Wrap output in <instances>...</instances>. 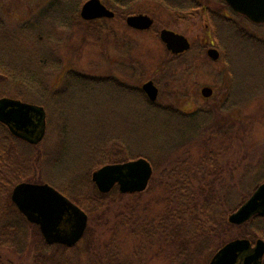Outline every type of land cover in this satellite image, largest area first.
<instances>
[{
	"label": "rangeland",
	"instance_id": "374dc122",
	"mask_svg": "<svg viewBox=\"0 0 264 264\" xmlns=\"http://www.w3.org/2000/svg\"><path fill=\"white\" fill-rule=\"evenodd\" d=\"M81 1L0 0V58L22 69L27 76L37 78L45 75L46 83L52 86L50 95L42 96L45 100L51 101L54 93L65 94L61 96L64 111L61 113L51 105L50 116L47 112L50 124L49 128L47 126L46 135L39 143L32 144H41L35 150L37 153L44 154L48 150L57 149L61 139L60 124L64 121V116L69 118L67 124L70 148L65 154L64 164H70V161L82 154L76 148L84 145L82 140L85 138L78 137L92 135L96 129L92 125L98 120L96 116H101L106 122L114 121L116 132L123 129L130 149L136 152L139 137L136 134V119L143 110L139 109L136 94L122 91L116 84L105 80L108 76H114L133 86H142L143 83L154 80L160 88L158 102L161 105L185 113L198 110L210 112L207 129H221V134L216 136L213 142L216 151L220 153L218 158L222 165L233 174H247L248 179H253L257 174H264L262 42L244 40L245 38H241L231 25L222 20L217 21L214 30L212 20L201 9L194 10L193 14H189L186 9H180L179 14L153 1L139 2L131 8L120 9L110 0H103L118 12L117 17L86 21L75 15L74 20L69 22ZM200 1L213 6L220 14L228 15L234 24L244 27L258 40H264V23L254 24L248 21L244 16L226 7L222 0ZM131 11L153 16L156 19L155 28L141 31L129 27L126 17ZM163 27L175 29L191 38V49L179 60L172 59L171 53L160 38L158 31ZM211 42L221 52L218 60H213L207 53ZM74 71L91 77H101L105 83L81 79L74 75ZM69 72H72L73 79L69 77ZM19 81L0 79V98L11 97L37 103L36 99L41 98V92L38 91L39 94L29 91L37 87L31 88ZM69 82L73 83V86H67ZM205 86L214 90L210 97L202 94V88ZM81 105L86 109H82ZM44 107L46 109L45 105ZM152 113L157 114L156 111ZM160 115L162 121H169L167 114ZM197 138L200 140L201 136L198 135ZM199 142L196 144L195 139H192L191 145L188 146L191 147V164L202 163L205 150ZM225 148H228L226 154ZM186 149L183 148L180 152ZM163 150L160 152L153 148L154 158L163 160L166 154ZM168 151L170 153H167L173 156L170 159L172 160L176 153H171V146H168ZM98 159L100 157L95 158ZM93 160L80 163L72 175H67L68 178L88 174L90 166L95 162ZM93 171L90 174L91 179ZM40 173L43 174V169ZM47 175L49 174L45 176ZM226 175L227 179L232 181L233 175ZM36 176H40L39 173ZM68 178L66 177L65 181ZM157 184L158 178L144 193L143 202L158 198L161 189ZM10 200L12 201V197ZM11 203L13 205L10 206L9 214L15 210L20 212L16 204L13 201ZM123 206V202L113 205L104 219L89 216L88 228L83 238L76 247L74 246L77 249L66 254L68 258L64 254L66 247L57 243L50 244L53 247L48 252L40 251L41 256H47L46 259L51 264L62 263L63 257L67 259L66 264H92L94 254L100 253L104 256L111 252H120L119 260L125 264H173L168 255L157 252L160 245L149 247L148 235L131 233L129 226L119 227L118 221L121 219L118 213ZM155 208L160 211V207ZM26 220L36 225L38 230L32 228L27 231L30 235L28 241L25 239V249L22 252L0 245V260L3 264H34V255L37 252L35 246L41 241L40 235L46 242L39 225L27 218ZM238 228L231 229L234 237L232 239L248 238L254 242L258 238L264 239L256 233H253L251 238L241 234L236 236ZM217 250L214 247L196 264H209ZM164 251H168L167 247Z\"/></svg>",
	"mask_w": 264,
	"mask_h": 264
},
{
	"label": "trees",
	"instance_id": "16d2710c",
	"mask_svg": "<svg viewBox=\"0 0 264 264\" xmlns=\"http://www.w3.org/2000/svg\"><path fill=\"white\" fill-rule=\"evenodd\" d=\"M85 1L82 0L78 8L74 10L69 22L74 20L75 15L80 16V9ZM110 1L120 9H127L134 6L137 0ZM159 1L167 3L169 0ZM221 20L231 25L241 35V38H245L244 40L264 44V40H258L244 27H238L231 20L223 17ZM102 24L104 26L105 22ZM211 24L216 30L217 24L214 22ZM185 53L171 54L172 59L179 60ZM23 72L11 62L0 58V79H16L23 81L31 88L37 87L34 88L37 90H29L41 92V98L36 99V104L45 105L49 116L51 105L62 113L65 106L61 104V96L65 94L54 93L51 101L45 100L42 96L50 95L52 87L46 83L45 75L35 78ZM73 73L84 80L101 83L104 81L101 77H91L76 71ZM68 75L73 79L72 72ZM108 80L116 84L120 90L129 91L138 97L139 109H142L143 113L136 119L138 120L136 134L139 135L136 152L130 149L123 129L116 132L114 121L106 122L101 116H96L98 120L92 125L96 128L94 132L92 131V135L78 137V139L85 138L82 140L84 145L76 148L82 154L66 165L64 158L67 150L70 149L68 148L67 124L69 118L64 116V121L60 124L62 126L59 133L61 139L58 141L57 149L48 150L44 154L35 151L41 144L32 145L18 138L5 124L0 122V245L22 252L25 249V239L28 241L30 235L27 231L32 228L37 229V226L29 223L18 210L9 214L10 206L13 205L10 200L12 190L23 181L48 182L69 196L89 216L99 219H104L113 205L123 202V209L118 213L121 219L120 222L118 221L119 227L129 226L131 233L148 235L149 247L160 245L157 252L159 254L164 252L173 264H196L214 247L219 249L232 240L234 237L231 229L235 227H239L238 232L235 233L236 236L241 234L251 238L253 233H256L264 237V216L255 215L242 225H234L228 219L229 214L245 202L257 186L264 181V174H257L253 179H248L247 174H233L222 165L218 158L220 153L216 151L213 142L214 138L221 134V129H207V120L211 113L204 110L185 113L173 107H164L158 101H150L141 86L129 85L119 80L116 82L112 78ZM67 86H73V83L69 82ZM19 95L23 94L19 93ZM81 108L86 109L84 105H81ZM152 111H156L157 114L154 115ZM161 113L167 114L169 121H162ZM198 135L201 136L200 140L197 138ZM192 139H195L196 144L200 141L201 148L205 150L202 163L191 164L189 160L191 147L188 146L191 145ZM168 146L172 147L171 153H176L172 160H170L173 157L172 154H168L170 153ZM153 148L160 152L165 149L163 151H166V154L163 160L159 161V158H154ZM183 148L187 149L180 152ZM227 150L228 148H225V154ZM96 157L100 159L95 160ZM140 157L149 159L154 167L149 186L158 178L157 187L161 189L158 198L154 197L151 201L143 202V195L149 190V186L141 193H122L117 187L109 193H101L93 183L90 176L91 171L108 163L125 162ZM92 159L95 162L90 166L88 174L68 178L67 175H72L80 163ZM45 164H48L47 167ZM50 167L54 168L53 171ZM42 169L43 174L40 173ZM37 173L40 176H36ZM227 173L233 175L232 181L227 179ZM46 174L49 175L45 176ZM66 177L67 181H65ZM157 206L160 207V211L155 210ZM40 240L35 246L37 252L34 255V264H51L46 259L47 256H41L40 251L48 252L53 245L46 243L41 235ZM75 247H66L65 257L68 258L66 254L74 252L77 249ZM166 247L167 252L164 251ZM73 258L69 259L73 260ZM93 258L92 264H125L119 260L120 252H111L104 256L100 253L94 254ZM66 260L64 257L61 258L62 263L59 264H66ZM0 264H3L1 260Z\"/></svg>",
	"mask_w": 264,
	"mask_h": 264
},
{
	"label": "water",
	"instance_id": "95a60500",
	"mask_svg": "<svg viewBox=\"0 0 264 264\" xmlns=\"http://www.w3.org/2000/svg\"><path fill=\"white\" fill-rule=\"evenodd\" d=\"M232 9L246 16L254 23H264V0H225ZM81 17L85 20L113 18L115 13L102 0H87L82 5ZM149 15L134 14L126 18L127 24L138 30H147L153 24ZM160 38L166 48L174 54L191 49V42L181 33L164 28ZM213 60L220 58L216 47L208 49ZM151 101H156L159 88L153 80L142 85ZM212 87L202 88V94L210 97ZM0 122L5 124L17 137L37 144L43 140L47 131V112L41 105L11 97L0 98ZM153 175V166L145 158L122 163H109L92 173V180L101 193H109L118 185L122 193H137L147 189ZM12 200L26 218L38 224L49 244L60 243L68 247L75 246L84 236L88 213L68 196L49 183L21 182L12 192ZM264 216V182L234 212L229 221L235 225L248 222L253 216ZM264 258V239L255 243L248 238H236L227 242L212 257L209 264H262Z\"/></svg>",
	"mask_w": 264,
	"mask_h": 264
},
{
	"label": "flooded vegetation",
	"instance_id": "af4514ba",
	"mask_svg": "<svg viewBox=\"0 0 264 264\" xmlns=\"http://www.w3.org/2000/svg\"><path fill=\"white\" fill-rule=\"evenodd\" d=\"M144 1H153V2H157V3H159L161 6H163L164 8H167V9H169L170 11H172V12H177V13H179L180 14V9H186V10H188L190 13L189 14H193L194 13V10H196V9H201L203 12H205V13H207L208 14V16H211L212 18H211V20H212V23L214 22L215 24H217L219 21H221V17H223L224 19H229V20H231V18L228 16V15H222V14H220L219 13V11L218 10H216L213 6L211 7L209 4H203L200 0H181V1H178V0H169L167 3H162L161 1H159V0H137L136 2H135V4L134 5H136V4H138L139 2H144ZM223 2H224V5L226 6V7H228L229 9H231L233 12H235L233 9H232V7L231 6H229L224 0H222ZM102 2L109 8V9H111L114 13H115V16L113 17V18H115V17H117L118 16V12L115 10V9H112L111 7H109L103 0H102ZM236 13V12H235ZM134 14H145V15H149L154 21H153V24H152V26L149 28V29H147V30H151V29H153V28H155V26H156V19L153 17V16H151L150 14H148V13H143V12H133V11H131L130 13H129V15H134ZM129 15H127V17L129 16ZM126 17V18H127ZM113 18H100V19H96V20H92V21H97V20H101V19H113ZM218 21V22H217ZM231 22H232V20H231ZM164 28H167V27H163V28H160L159 29V31H158V33H159V35H160V31L162 30V29H164ZM167 29H171V28H167ZM136 30H138V29H136ZM171 30H174V31H176V32H178V33H181V32H179V31H177V30H175V29H171ZM141 31H145V30H141ZM181 34H183V33H181ZM185 35V34H184ZM188 39H189V41L191 42V38L188 36V35H185ZM206 43V42H205ZM191 44H192V42H191ZM206 45H208L207 43H206ZM210 47H215L214 46V44L211 42V44L209 45V47H208V49L210 48ZM171 53V52H170ZM172 54V53H171ZM173 55V54H172ZM108 78H112V79H114V80H116V82H118V78H116V77H114V76H108V77H106L105 78V80L106 81H108ZM120 81V80H119ZM155 82V81H154ZM104 83H105V81H104ZM155 84L157 85V87L159 88V86H158V84L155 82ZM159 94H160V88H159ZM164 106V105H163ZM165 107V106H164ZM252 243H254V241H252ZM57 244H59V245H63V244H60V243H57ZM65 247H68V246H66V245H64ZM263 263H264V258H263ZM262 263V264H263Z\"/></svg>",
	"mask_w": 264,
	"mask_h": 264
}]
</instances>
